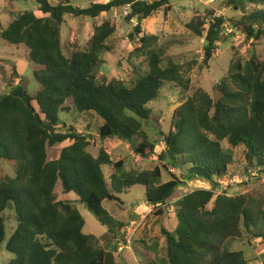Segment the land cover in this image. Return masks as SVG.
Segmentation results:
<instances>
[{
	"label": "trees",
	"instance_id": "16d2710c",
	"mask_svg": "<svg viewBox=\"0 0 264 264\" xmlns=\"http://www.w3.org/2000/svg\"><path fill=\"white\" fill-rule=\"evenodd\" d=\"M230 2L234 9L255 5L256 11L240 19L211 13L209 19L187 24L204 39L202 66L209 67L226 24L245 34L254 50L263 45L264 8L257 5L264 0H242L241 6L237 0ZM36 3L43 16L26 10L0 28V40L25 48L37 84L29 93L28 79L20 76L0 99V244L6 235L7 207L17 221L5 246L13 254L7 264H127L118 260V242L127 245L122 231L126 224L103 205L122 203L120 194L135 185L144 187L154 214L163 216L174 203L177 218L172 231L160 225L161 248L145 238L130 243L139 264H246L242 251L223 250L220 255V245L243 237L249 244L264 242V186L255 194L216 195V190L235 161L236 147L244 148L246 168L259 167L264 173V58L252 54L245 62L234 59L210 94L192 89L184 66L162 57L155 46L157 36L142 33L141 21L168 8L169 0H107L86 7L69 1ZM121 7H127L126 22L137 21L128 38L137 43L133 54L145 53L147 70H134L129 82L105 81L98 77V68L103 54L112 50L109 37L116 26L104 20L85 47L73 43L68 52L62 47L60 27L66 15L94 19ZM164 83L190 91L172 113V128L166 135L157 133L164 144L157 155L165 162L162 167L182 170L180 177L172 174L161 182L159 166L125 171L124 162L113 161L103 147L96 155L89 150L95 141L116 137L128 141L135 154L153 155L157 139L150 138L144 122L150 117L147 104L158 98ZM73 111L95 114L100 119L95 133L63 123L60 115ZM65 141L70 144L49 159L47 148ZM3 163L14 168V176L4 173ZM190 180L210 188L178 198L175 190ZM69 193L76 197L59 198ZM73 201L84 204L105 227L101 236L84 232V219Z\"/></svg>",
	"mask_w": 264,
	"mask_h": 264
},
{
	"label": "rangeland",
	"instance_id": "374dc122",
	"mask_svg": "<svg viewBox=\"0 0 264 264\" xmlns=\"http://www.w3.org/2000/svg\"><path fill=\"white\" fill-rule=\"evenodd\" d=\"M49 1L52 4L59 1H69L75 6L86 7L91 3L106 2L107 0ZM237 1L239 5L242 4V0ZM257 7L264 8V3H259ZM255 8V5L245 4L234 9L230 0H169V7L161 8L150 17L143 19L141 28L142 33L157 36L155 46L162 52V57L169 58L171 62L184 66L185 74L190 79L192 89L203 88L212 94L214 85L227 73L234 59L240 58L242 62H245L252 54L264 58V40L263 45L257 46V50H254L251 40L245 39V34L226 24L217 42V50L213 60L209 67H205L201 65L204 39L193 34L187 24L191 20L196 22L204 17L209 19L211 13L215 16L222 15L227 19L230 17L246 18L253 11H256ZM26 10L34 11L37 16H43L38 11L36 0H0V28H5L13 18ZM127 11V7H121L101 13L94 19L66 15L60 27L64 52H68L73 43L79 47H85L92 36L94 27L104 20H108L116 26V30L109 37L112 50L103 54L104 63L98 68V77L105 81L111 79L131 81L134 78V70L141 73L147 70V60L145 53L133 54L132 52L137 43L130 41L128 35L133 31L137 21L132 19L130 22H126L125 15ZM192 61H195L196 64L191 65ZM32 69L33 65L27 60L26 50L23 46L8 44L4 40H0V99L18 83L20 76L28 79V91L33 93L37 88V84L34 81ZM189 93L190 91L182 92L173 83H164L158 98L147 104L150 109V117L144 122V127L151 139H157L153 155L149 154L144 157L135 154L128 141L116 137L108 138L104 142L95 141L89 146V150L96 155L99 148L103 147L113 161L122 160L124 162L125 171L152 170L154 167L159 166L162 172L161 182L172 179V174L180 177L182 170L169 166L168 169L162 167L165 162L160 161L157 155L164 144L161 141V136L157 133L161 131L163 135H166L172 128V113ZM60 117L63 123L72 124L81 131L89 130L91 133H95L97 126L100 124V119L95 114H79L73 111L70 114L62 113ZM69 144V141H65L62 144L48 147V158L58 157L61 148ZM222 146L223 148L229 147L226 141L222 142ZM233 151L235 161L230 166L226 177L219 180L220 184L216 190V195L220 193L237 195L250 191L255 194L264 186V173L259 170V167L246 168L247 161L243 146L236 147ZM3 169L6 175L14 176V168L3 163ZM110 173L111 169L107 170L105 175L108 176ZM200 188L209 189L210 186L200 180H190L180 184L175 191L177 197L180 198L187 192ZM129 190L127 193L120 194L119 197H121L122 203L118 201L104 202L103 206L112 211V215L117 220L126 224L122 231L125 233L127 245L122 240L118 242L119 263L139 264V256H137L130 243L136 239L145 238L148 243L156 241L161 248L164 245V236L161 233L160 225L172 231L177 225V218L174 203L166 207L163 216H158L154 214L156 210L153 206L146 203L143 186L135 185ZM75 197L73 193H69L67 196H59L61 199L70 198V200ZM213 200L208 207L213 205ZM73 204L84 219V232L101 236L105 232V227L100 224L94 214L80 202L73 201ZM4 216L6 235L4 241L0 244V264H7L13 257V254L7 251L5 246L8 237L17 224L15 212L10 207L4 210ZM256 241L254 240L252 244H249L245 237L225 241L220 245L219 254L221 255L223 250L242 251L247 260L246 264H264V242ZM100 243V245H103V241Z\"/></svg>",
	"mask_w": 264,
	"mask_h": 264
}]
</instances>
